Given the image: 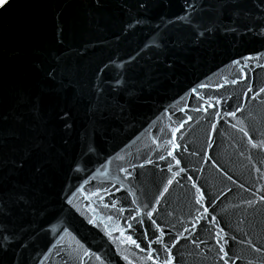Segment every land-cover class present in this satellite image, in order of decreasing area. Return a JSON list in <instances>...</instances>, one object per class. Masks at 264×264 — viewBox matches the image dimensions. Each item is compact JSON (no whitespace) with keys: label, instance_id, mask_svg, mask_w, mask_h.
<instances>
[{"label":"water","instance_id":"95a60500","mask_svg":"<svg viewBox=\"0 0 264 264\" xmlns=\"http://www.w3.org/2000/svg\"><path fill=\"white\" fill-rule=\"evenodd\" d=\"M0 264H264V0L0 6Z\"/></svg>","mask_w":264,"mask_h":264},{"label":"snow or ice","instance_id":"6c2138e0","mask_svg":"<svg viewBox=\"0 0 264 264\" xmlns=\"http://www.w3.org/2000/svg\"><path fill=\"white\" fill-rule=\"evenodd\" d=\"M5 3H7V0H0V6H2Z\"/></svg>","mask_w":264,"mask_h":264}]
</instances>
